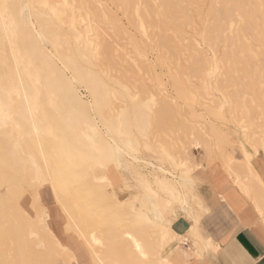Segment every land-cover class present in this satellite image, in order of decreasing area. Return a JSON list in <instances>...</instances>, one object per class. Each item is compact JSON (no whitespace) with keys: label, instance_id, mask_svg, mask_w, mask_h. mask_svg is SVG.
Wrapping results in <instances>:
<instances>
[{"label":"bare ground","instance_id":"bare-ground-1","mask_svg":"<svg viewBox=\"0 0 264 264\" xmlns=\"http://www.w3.org/2000/svg\"><path fill=\"white\" fill-rule=\"evenodd\" d=\"M109 1L115 12L104 0H0L7 5L0 7V264L51 262L54 254L64 264H76L72 250L52 233L56 229L39 193L46 186L67 230L86 249L87 264H176L201 258L184 249L189 239L195 250L215 249L199 225L207 211L196 190L203 169L190 172L196 165L189 149L203 150L207 161L215 154L264 222V184L247 160H233L208 146L210 136L190 132L184 163L172 157L174 167L142 155L146 144L138 138L147 140L150 129L151 143L158 142L171 156L158 135L187 126L177 119L161 80L155 76L152 86L142 80L140 71L151 74L146 59L135 55L130 66L124 58L117 40L125 30L115 13L140 32L138 15L144 30L152 31L158 64H187L176 65L167 76L176 94L195 101L188 78L200 75L199 69L205 73V60L183 38L168 33L157 8L167 23L184 29L191 25L187 6L194 0H140L139 13L136 0ZM213 7L207 43L215 53L222 46L214 86L229 113L242 120L253 154H264L259 123L264 119V0H214ZM189 49L195 55L185 59ZM149 50L138 49V54L144 58ZM200 77L206 82L207 76ZM182 165L189 170L177 171ZM25 193L31 196L33 217L19 205ZM180 214L193 223L187 236L170 227ZM37 240L44 247L39 252Z\"/></svg>","mask_w":264,"mask_h":264},{"label":"rangeland","instance_id":"rangeland-1","mask_svg":"<svg viewBox=\"0 0 264 264\" xmlns=\"http://www.w3.org/2000/svg\"><path fill=\"white\" fill-rule=\"evenodd\" d=\"M104 1L106 5L112 8V4L109 0ZM35 2L37 4H48V2L57 3L58 0H35ZM135 2V11L136 13H139L140 0H136ZM213 3L214 0H194L193 3L189 2L187 10L190 16L191 25L186 28L183 26L184 29L175 28L169 23H167V20L164 18L160 7H157L158 11L160 10L159 17L164 23L165 28L168 30V33L177 36L180 39L183 38V41L192 45L195 54L199 55L200 57H203L205 60L206 70L204 71L206 75H204L205 73L203 74L202 70L200 69L199 73L202 76H207L206 82L203 78L200 77V75H197L194 78H188V80L190 79L189 88H192L191 92L195 96V101L193 99V101L186 100L184 97H180L178 94H176L175 90L172 88L171 83L168 80L167 75L175 73L176 65H184L183 60L177 63L173 61L171 62L170 66H162L158 64L157 51L154 47L152 38L149 36L152 31L144 30V25L138 15L137 25L140 27V32L134 27L128 26L127 21L125 17L122 16L121 12L117 11L115 13L116 16L123 23L125 30V34L123 36L121 35L117 40L118 44L122 48L124 58L128 60L130 66H132L131 64H133L134 62L135 55H139V59H146V61L148 62L147 65L149 66V68H151V74H146V71H140L139 75L141 76L142 80H144L147 84L151 86L153 85V78L155 76L161 80V87L164 89V95L168 98V100H171L172 104L174 105L176 109L177 119L183 121L187 126L186 128H184V131H174L172 132V134L167 132L166 134L161 133L158 135L159 138H161L167 144L166 146L168 147L171 156H168V153L164 152L163 146L158 142L151 143V141L153 142L152 129H150L147 140H144L142 138H138V140L141 142L142 145V141L146 144L142 151V155L144 157L156 159L172 166V157L175 158L177 161L181 162V164L184 163L182 149L184 148L187 140L189 139V133L196 131L198 133H202V135L204 134L203 136H210V144L207 143L208 146L215 145L220 149L222 153L231 156L233 160H247L249 167L254 173V162L252 161L254 160V158H252V156H255V154H253L251 146L246 142L245 138L243 137V122L241 119L239 120L238 118H235L230 114L231 112L228 109L227 101L224 95L218 90H216L213 83L214 76L216 73L215 67L216 65H218L217 63L220 58V52L222 51V46L220 45L218 47V53H215V50L212 45H209L207 43L208 35L205 33L206 26L209 20L211 19V8H214ZM112 9V11H114V8ZM138 49L150 50L144 58H141V53L139 52L138 54ZM191 51L192 50L189 49L187 52L184 53L185 59L189 58L191 55H195L192 54ZM186 65L187 64H185L184 66ZM135 71H133L134 74ZM200 79L202 81H200ZM180 88L185 89L183 85ZM204 88L207 89V92H204ZM201 92L204 95H202ZM253 95L258 96L257 93H254ZM248 96H250V94ZM213 104L215 105V110L213 109ZM213 112H215L216 115ZM259 123L264 125V119L259 120ZM215 133H219V136L217 137ZM189 154L193 160V163L196 165L195 170L190 171L192 174L197 171H200L202 168L205 169V166L214 164H219L225 171V166L218 162V157L215 154L212 155L211 160L209 161H207L206 153L203 150L195 151L189 149ZM27 155H29L28 152ZM213 156L216 157L214 158ZM186 170L189 169L185 165H182L181 167H179V169L177 168V171ZM247 176L249 178L252 177L251 175L249 176V174ZM117 187L118 185H115V188ZM48 191V187L46 186L42 187L39 190V193L42 199L41 203H44V205L47 207V213L50 215L49 225H52V227L56 229L54 232H52L54 237L60 236L61 244L64 245L67 249L70 248L72 250L69 254H73L76 259V264H87L88 255L86 249L81 244V242H79L76 237L67 230L66 218L59 209L57 202L53 199L50 193H48ZM118 191L120 192V190ZM125 191L127 192L128 190ZM121 194L124 195L125 193L122 192ZM30 201L31 196L25 193L20 199L19 205L24 211L27 212L28 215H31V217H33L34 209L29 206ZM36 242V251H42L44 249L43 245L41 244L42 241L39 242L37 240ZM38 264H64V260L59 254H54L53 261H47L43 263L40 262Z\"/></svg>","mask_w":264,"mask_h":264},{"label":"crops","instance_id":"crops-1","mask_svg":"<svg viewBox=\"0 0 264 264\" xmlns=\"http://www.w3.org/2000/svg\"><path fill=\"white\" fill-rule=\"evenodd\" d=\"M252 158L254 173L256 172L255 175L264 184V154L258 153ZM204 168L201 176L205 180L201 178L202 182L196 186V190L207 211L201 214L199 225L202 235L211 239L215 249L208 248L203 251L200 247L195 250L196 246H193L195 243L189 239L184 249L190 254L196 251L202 257L198 259L192 257L187 263L177 259L176 264H264V242L261 241V236L264 235L262 218L253 210L250 200L230 182L219 164ZM221 204L223 216L219 210ZM226 215L228 217L224 218ZM192 226V221L184 214L178 215L170 223L172 231L180 236H187L186 233Z\"/></svg>","mask_w":264,"mask_h":264},{"label":"snow or ice","instance_id":"snow-or-ice-1","mask_svg":"<svg viewBox=\"0 0 264 264\" xmlns=\"http://www.w3.org/2000/svg\"><path fill=\"white\" fill-rule=\"evenodd\" d=\"M0 7H7V5L0 4ZM261 215L264 216V212H261ZM131 239V237H130ZM261 241L264 242V235L261 236ZM136 248L139 251L140 250V245L136 244ZM141 255H143V252H140Z\"/></svg>","mask_w":264,"mask_h":264}]
</instances>
